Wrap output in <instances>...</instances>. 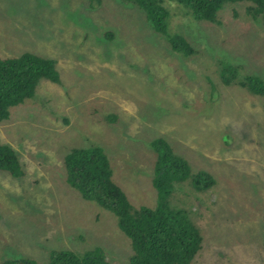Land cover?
<instances>
[{
    "label": "rangeland",
    "instance_id": "374dc122",
    "mask_svg": "<svg viewBox=\"0 0 264 264\" xmlns=\"http://www.w3.org/2000/svg\"><path fill=\"white\" fill-rule=\"evenodd\" d=\"M159 1L168 33L192 55L173 50L124 0H0V55L51 59L60 77L41 80L0 122V145L15 150L23 172L0 170V264H49L52 251L96 248L111 264H129L131 240L115 215L67 184L65 157L101 148L131 205L154 208L157 139L192 177L215 180L201 191L191 178L176 182L168 201L201 234L191 264H264V96L238 83L264 80V23L246 14V2L225 4L210 22ZM223 64L236 69V83L221 82Z\"/></svg>",
    "mask_w": 264,
    "mask_h": 264
},
{
    "label": "trees",
    "instance_id": "16d2710c",
    "mask_svg": "<svg viewBox=\"0 0 264 264\" xmlns=\"http://www.w3.org/2000/svg\"><path fill=\"white\" fill-rule=\"evenodd\" d=\"M139 7L153 29L167 37L171 48L185 55L194 53L188 42L167 30L168 13L159 0H124ZM186 5L197 19L216 22L218 12L227 3L246 2V14L252 19L262 18L264 0H172ZM220 75L224 85L237 82L236 69L222 65ZM60 83L53 60L31 53L18 57L0 55V122L10 116V108L34 96L41 80ZM250 93L264 96V80L247 76L238 81ZM157 153L153 185L158 193L156 207L135 209L126 194L113 181L108 157L98 147L72 149L65 157L67 184L85 201L95 202L116 216L120 228L131 240L133 255L129 264H191L202 248L199 229L182 211L169 209L168 201L176 182L192 179L196 190H207L215 185L208 173L191 176L185 159L176 155L164 139L152 142ZM0 170L13 177L23 175L18 156L13 148L0 145ZM3 264H39L32 259L8 260ZM49 264H111L100 248L83 256L72 252L52 251Z\"/></svg>",
    "mask_w": 264,
    "mask_h": 264
}]
</instances>
